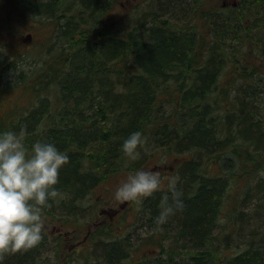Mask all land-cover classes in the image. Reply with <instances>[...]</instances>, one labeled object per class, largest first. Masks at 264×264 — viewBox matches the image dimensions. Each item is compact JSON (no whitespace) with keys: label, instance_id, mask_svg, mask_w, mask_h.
<instances>
[{"label":"trees","instance_id":"obj_1","mask_svg":"<svg viewBox=\"0 0 264 264\" xmlns=\"http://www.w3.org/2000/svg\"><path fill=\"white\" fill-rule=\"evenodd\" d=\"M16 1L59 29L57 42L36 44L41 64L17 79L4 80L14 61L0 52V131L26 124L27 147L47 140L69 156L44 219L90 223L97 189L152 169V160H177L134 221L123 216L116 228H97L90 249L63 264H264V74L238 56L251 44L264 60V0L207 10L205 0H153L156 8L132 15L121 30L108 23L116 0ZM8 7L0 0V12ZM233 73L232 90L222 80ZM135 130L147 141L132 160L121 145ZM169 177L184 205L157 225L165 194L172 199ZM247 198L252 212L238 207ZM240 221L247 246L228 253L231 224ZM44 243L4 253L0 264H57ZM154 248V256L139 254Z\"/></svg>","mask_w":264,"mask_h":264},{"label":"clouds","instance_id":"obj_2","mask_svg":"<svg viewBox=\"0 0 264 264\" xmlns=\"http://www.w3.org/2000/svg\"><path fill=\"white\" fill-rule=\"evenodd\" d=\"M27 125L19 131H0V261L3 254L37 246L43 239L45 220L43 211L57 197L61 167L69 156L55 143L35 140L26 146ZM147 141L141 130L132 131L121 148L132 160L141 155L140 147ZM177 178H168L171 202L167 194L159 213L157 225L167 223L184 201L177 190ZM163 179L158 170L137 168L129 171L115 188L114 199L120 203L140 200L160 189Z\"/></svg>","mask_w":264,"mask_h":264},{"label":"rangeland","instance_id":"obj_3","mask_svg":"<svg viewBox=\"0 0 264 264\" xmlns=\"http://www.w3.org/2000/svg\"><path fill=\"white\" fill-rule=\"evenodd\" d=\"M23 1V0H21ZM31 1V0H27ZM155 1V0H154ZM156 2V1H155ZM240 0H205V3L200 7L201 9H215L220 6L226 5H239ZM9 11L5 10L0 12V52L7 61H14V66L4 73V80L11 78L17 79L21 71H28L31 67L41 64V57L35 61L34 54L36 44L39 43H50L51 41L57 42L59 29L57 23L49 20L48 18L36 14L31 9L23 8V6L16 0H6ZM31 3V2H30ZM153 0H116L108 13L109 26L116 30H121L124 25L129 24L131 16L139 14L142 11H149L150 7L154 8ZM11 8L15 9L13 12ZM23 8V9H22ZM156 8V7H155ZM22 9V10H19ZM59 21V20H58ZM199 21V20H198ZM200 23V21H199ZM202 24V23H200ZM48 40V41H47ZM56 46V45H55ZM243 46V45H242ZM247 45L242 47V51L238 53L242 62L255 63L259 66L260 73L264 74V60L259 61L258 57H255L253 51V45ZM25 58V59H23ZM233 73L228 79L229 81L222 80V84L232 85L234 88V82L239 78H236ZM228 76V75H227ZM226 77V80H228ZM228 85V84H227ZM5 101V98H4ZM174 157V156H173ZM167 156L164 159L165 164L163 166H156L155 161H150L153 170H158L160 174L162 171L167 169L174 170L175 163L177 164L176 158ZM160 161V160H158ZM157 161V162H158ZM127 176L126 173L120 174L118 178L112 180L106 186L100 187L96 190L94 197L99 201L97 215L90 223L86 222H64L59 221L57 223H51L54 221L45 220V227L43 231V239L45 240L42 248L45 249L46 255L52 256L57 264H63L64 259H72L76 251H84V249H90V234L101 226H107L108 223L120 222V218L125 216L129 222L135 220L136 217L132 216L139 209V206L143 199L131 200L120 203L114 199V191L118 183ZM250 188L254 186V183H250ZM252 191V190H251ZM250 191V194H251ZM252 195V194H251ZM250 199L247 198L246 206L239 205L240 209L247 212L254 211L253 207L248 208ZM264 213V208H263ZM231 224L230 229V240L232 247L226 249L228 253H236L243 250L247 246L245 239H243V223ZM80 223V224H78ZM123 228L127 226L122 223ZM117 227V223L113 226ZM129 227V225L127 226ZM139 229L138 231H140ZM120 231V230H119ZM118 231V232H119ZM264 232V223L262 226ZM144 233V232H142ZM135 239L137 236L131 234ZM229 235V234H228ZM137 242V240H135ZM156 249V250H155ZM159 248L145 249L143 253L145 255L149 253L154 256L159 251ZM137 254L136 257L139 255Z\"/></svg>","mask_w":264,"mask_h":264}]
</instances>
